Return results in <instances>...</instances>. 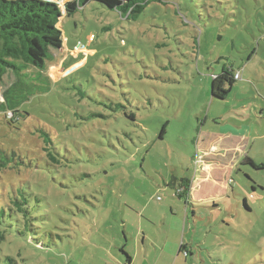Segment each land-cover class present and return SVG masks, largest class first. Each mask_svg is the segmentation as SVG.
<instances>
[{"label":"rangeland","instance_id":"rangeland-1","mask_svg":"<svg viewBox=\"0 0 264 264\" xmlns=\"http://www.w3.org/2000/svg\"><path fill=\"white\" fill-rule=\"evenodd\" d=\"M62 16L77 53L57 52L51 85L29 80L27 100L0 108L3 264L126 261L116 246L139 220L173 264L178 215L177 264H264V0H151L137 21L90 1ZM225 65L241 78L221 101Z\"/></svg>","mask_w":264,"mask_h":264},{"label":"trees","instance_id":"trees-1","mask_svg":"<svg viewBox=\"0 0 264 264\" xmlns=\"http://www.w3.org/2000/svg\"><path fill=\"white\" fill-rule=\"evenodd\" d=\"M90 1H96L110 10H117L123 17L127 16L128 20L134 21H137L151 2V0H74L66 4L65 14L68 16L74 14ZM62 12L63 9L51 0H0V86L6 77L11 75L14 78L6 91V100L0 108L14 110L20 105L18 101L27 100L28 95H24V91L28 87L29 80L44 81V77L51 85L52 82L44 71L48 68V64L55 60L56 53L64 48V39L59 28L63 17ZM30 69H37V72L28 74ZM237 74H240L241 78V71H234L232 66L225 65L219 75H214L212 79L213 99L227 100L231 89L239 80L236 78ZM18 92H21V95H18ZM125 107L118 104L112 109L119 112L126 109ZM125 115L128 119L135 121V114L132 113L129 117V114L125 112ZM42 137H45L44 142L47 146L45 150L48 151L50 136L44 133ZM48 155L51 156V153L49 152ZM10 164L12 160L2 161L1 167L6 168ZM259 169L264 170V164ZM184 182L183 188L181 187L183 194H179L180 198L190 192L191 184L188 181ZM8 204L9 202L6 203ZM4 224L5 210L0 209V248L6 239ZM187 252L186 246L182 244L180 253L187 258L189 257ZM124 254L130 260V257ZM8 260L11 263L14 261L10 257L0 255V264Z\"/></svg>","mask_w":264,"mask_h":264},{"label":"crops","instance_id":"crops-1","mask_svg":"<svg viewBox=\"0 0 264 264\" xmlns=\"http://www.w3.org/2000/svg\"><path fill=\"white\" fill-rule=\"evenodd\" d=\"M67 46H68V43L66 44V47L63 48V52L66 51L67 55H73L74 56V54H76L77 52H73V51L71 52L70 50L67 51L66 50V48L68 49ZM68 53H70V54H68ZM81 61H83V59ZM131 213H132L131 217L136 218V215L138 216V214L133 213L132 211H131ZM163 217H164V221H162V222L165 225L167 223V220L169 221V219L166 217V215H164ZM169 222H170L169 226H171L172 229H174L176 231V234L174 236V241L176 244H175V251H174V243H172V245H173L172 249H173L174 253H172V257H169L168 260H170V262H172L174 260L173 264H177L179 261L180 255H181L180 248L182 245V241H180V235H181V231H182V222H185V229L188 226V223H187L186 219L183 220L182 216L180 217L179 215L177 217L176 222L171 221V220ZM172 222H174V223H172ZM194 224L195 223L192 222V225H194ZM144 225H145L144 220H139V227L136 230V233H134V231H130L129 232V238L127 237V239H126V233L123 231L124 237L127 240V242H129V245L125 244L124 247H121L120 243L119 244L117 243L118 246H116V247L118 249H123L124 252L122 251V253L123 254L126 253L130 257V260L127 259L128 257H126V261H124L125 259H122L119 257V258H117V261L115 262V264H138L139 262L141 264H146L145 258L150 259V257L152 255H154L155 264L160 263L161 255L165 252L164 243L161 244L158 241V237H160L161 235H160V233H157L155 231H152L150 234L147 231V228L144 227ZM186 250L188 251L187 247H186ZM131 252H133V253H131ZM176 253H177V256L174 259V255ZM188 253H189V251H188ZM124 256H126V255L124 254ZM103 260H104L103 261L104 263L107 262V259H103Z\"/></svg>","mask_w":264,"mask_h":264},{"label":"built area","instance_id":"built-area-1","mask_svg":"<svg viewBox=\"0 0 264 264\" xmlns=\"http://www.w3.org/2000/svg\"><path fill=\"white\" fill-rule=\"evenodd\" d=\"M51 1L56 2L63 9V11H65L66 4H68L74 0H51ZM236 78L240 79V74H237ZM160 199L161 198L159 197L158 200H160Z\"/></svg>","mask_w":264,"mask_h":264},{"label":"clouds","instance_id":"clouds-1","mask_svg":"<svg viewBox=\"0 0 264 264\" xmlns=\"http://www.w3.org/2000/svg\"><path fill=\"white\" fill-rule=\"evenodd\" d=\"M63 12H65V11H63ZM61 20H62V19H61ZM59 28L61 29L60 24H59ZM60 51H62V50H60Z\"/></svg>","mask_w":264,"mask_h":264}]
</instances>
